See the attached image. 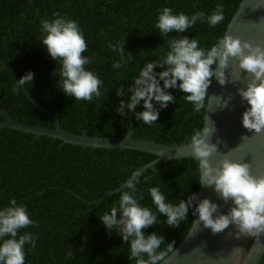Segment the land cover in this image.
I'll return each mask as SVG.
<instances>
[{
    "label": "trees",
    "instance_id": "trees-1",
    "mask_svg": "<svg viewBox=\"0 0 264 264\" xmlns=\"http://www.w3.org/2000/svg\"><path fill=\"white\" fill-rule=\"evenodd\" d=\"M240 1L0 0V108L19 121L53 126L45 112L33 107L22 88L13 92L17 81L12 71L18 79L31 71L34 81L31 87L24 86L40 105L52 113L58 111L60 125L68 131L81 133L87 128L90 135L123 136L132 121L133 137L168 145L184 139L189 142L194 131L203 128L204 109L194 112L193 104L178 89H168L176 102L167 108H160L153 101L160 115L152 125L137 120L132 111L122 116L116 108L120 100L130 99L127 88L140 70L169 51L165 38L155 27L159 11L170 7L173 14L183 12L188 16L203 11L207 17L217 4L223 5L224 20L216 26L205 18L186 33L169 34V39L184 35L196 38L199 46L207 50L223 37ZM54 12L78 22L88 44L83 55L95 57L86 67L97 74L103 86L101 97L92 102L77 101L60 89L61 62L51 58L40 40L44 35L41 21L54 19ZM110 44H124L126 59L129 53L133 55L120 69L113 68L120 54ZM156 71L161 69L157 67ZM121 86L126 95L118 97L116 89ZM140 110L142 102L137 106ZM3 119L0 113V120ZM155 157L141 150L83 147L47 135L34 137L30 132L0 128V210L15 198L18 204L26 205L30 218L39 224L18 234L30 232L36 237L34 249L25 245V264H136L129 258L130 242L124 243L115 229L109 232L100 219L118 204L126 189L105 196L97 204L91 201L125 182L138 167ZM198 163L193 157L170 159L157 162L138 175L137 194L142 192L144 197L140 204L150 208L160 221L143 231L145 235L156 232L165 237L158 251H165L173 241L175 247L194 215L190 209L178 227L167 225L166 217L153 204L149 189L159 188L166 202L187 200L198 193ZM258 264H264V253Z\"/></svg>",
    "mask_w": 264,
    "mask_h": 264
},
{
    "label": "clouds",
    "instance_id": "clouds-1",
    "mask_svg": "<svg viewBox=\"0 0 264 264\" xmlns=\"http://www.w3.org/2000/svg\"><path fill=\"white\" fill-rule=\"evenodd\" d=\"M53 16L55 18L52 20L41 21L44 35L40 40L51 58L61 62L60 89L77 101L92 102L94 98H100L103 81L86 67L93 63L95 57L83 55L88 44L78 22L62 17L58 12H54ZM205 18L213 27L222 22L223 5L217 4L216 10L207 17L203 11L191 16L183 12L173 14L170 7L159 11L155 27L162 38H165L169 51L163 58L147 63L140 70L134 83L127 88V92L131 93L130 99L120 100L119 107L116 108L119 114L127 116L132 111L136 119L144 124L156 123L160 109L153 101L160 108H167L170 103L176 102V97L168 89H178L186 94L185 99L193 104L194 112L205 108L208 110L214 100L217 107H226L231 97L224 100L220 96L210 95L208 90L213 79L218 80L221 85L228 82L226 69L230 59H236L239 68L251 76L246 87L237 89L241 98L250 105L243 113V126L249 131L254 130L256 134L264 131V45L226 34L206 50L199 46L198 39L187 35L178 39L168 38L173 32L186 33L197 21L202 22ZM109 47L120 54V59L113 63L114 69L122 68L133 57L129 53L125 58L124 44H110ZM157 67L161 71L157 72ZM33 81L34 73L30 71L17 81L13 92L24 85L31 87ZM116 95L125 96V87L116 89ZM141 102L142 110L137 111ZM212 110L215 111V108ZM215 131L214 122L207 117L205 126L195 130L190 137L188 146L190 156L199 162L198 183L214 187V191L225 202L231 200L232 207L229 211L221 212L218 203L210 198L200 199L198 193H193L187 200L181 199L177 204L166 202L164 193L157 187L149 189L152 202L158 213L166 217L167 225L172 227H178L187 219L191 209L193 215L198 214L199 217L194 221L195 224L202 222L214 234L222 233L230 225H234L237 239L242 235L260 237L264 234V175H253L250 163L232 159L229 153H223L213 164L211 157L218 152V145L221 143L219 139L216 143L211 142ZM245 138L247 137H243ZM138 175L139 173H134L133 176L137 178L126 182V190L122 191L118 204L111 208L110 213L100 216V219L109 232L115 229L124 243L130 242L129 258L134 259L136 264H161L174 251L175 241L169 243L165 251H158L165 237L156 232L145 235L144 229L160 221L150 208L140 204L144 197L142 192L137 194ZM30 226L39 227V224L30 218L26 205L18 204L15 198L10 200L8 207L0 210V240L3 241L0 243V264H25V245L34 249L36 237L30 232L18 234ZM5 237L8 238L4 239ZM234 251L239 252L240 249L237 247ZM68 255L71 256L72 252Z\"/></svg>",
    "mask_w": 264,
    "mask_h": 264
},
{
    "label": "water",
    "instance_id": "water-1",
    "mask_svg": "<svg viewBox=\"0 0 264 264\" xmlns=\"http://www.w3.org/2000/svg\"><path fill=\"white\" fill-rule=\"evenodd\" d=\"M226 34L238 36L242 40H249L254 44L264 45V0H241L227 24L223 36ZM11 70H13L12 67ZM12 74L19 81L14 71H12ZM226 75L228 82L225 85H221L218 80L213 79L208 91L210 95L220 96L224 100L231 97V100L226 107H217L214 100L208 110L204 109L203 127L206 118L209 117L216 128L211 142L216 143L217 139L221 141L218 145V152L211 157V161L215 164L223 153H229L232 159L250 163L253 175H264V131L256 134L254 130L249 131L243 126V113L250 105L237 92L238 88L247 86L251 76L239 68L236 59H230ZM237 77L239 78L237 79ZM22 87L33 107L45 112L52 120L53 126L19 121L14 119L7 110L0 108V113L4 116V119L0 120V128L11 127L30 132L34 134V137L47 135L51 138L60 139L62 143H71L83 147L128 148L156 155L155 158L138 167L133 174H140L160 161L166 163L170 159L191 157V150L186 139L181 143L168 145L152 139L133 137L132 121L129 122L127 131L123 136H116L113 133L106 136L90 135L87 133V128L83 129L81 133L68 131L60 125L58 111L52 113L40 105L32 98L26 87ZM214 108L215 111L212 110ZM243 137L247 138L243 139ZM133 174L125 182L107 190L91 202L97 204L105 196L125 188V184L129 179H136ZM198 194L200 199L210 198L214 203H218L221 206V212L227 213L232 207V201L225 202L214 191V187H206L200 184ZM198 218V214L193 217L191 225L182 240L161 264H258L264 253V234H261L260 237L242 235L237 239L235 238L237 229L234 225H230L222 233L214 234L210 228H205L202 222L195 224L194 221ZM237 247L240 249L239 252L234 251Z\"/></svg>",
    "mask_w": 264,
    "mask_h": 264
}]
</instances>
